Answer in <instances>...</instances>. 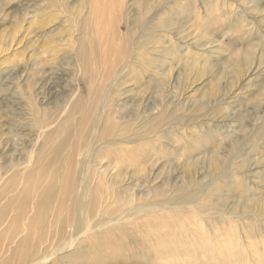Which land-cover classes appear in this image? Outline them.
I'll return each instance as SVG.
<instances>
[{
	"label": "rangeland",
	"instance_id": "rangeland-1",
	"mask_svg": "<svg viewBox=\"0 0 264 264\" xmlns=\"http://www.w3.org/2000/svg\"><path fill=\"white\" fill-rule=\"evenodd\" d=\"M107 113L137 140L132 154L99 149L117 132L90 146L114 188L108 212L90 200L88 236L60 221L34 252L22 233L0 238V264L31 253L36 264H228L233 240L245 264L263 255L264 0H0V198L16 189L35 211L48 193L35 162L57 166L40 153L42 130L54 127L59 155L79 163L87 126L101 132Z\"/></svg>",
	"mask_w": 264,
	"mask_h": 264
},
{
	"label": "bare ground",
	"instance_id": "bare-ground-1",
	"mask_svg": "<svg viewBox=\"0 0 264 264\" xmlns=\"http://www.w3.org/2000/svg\"><path fill=\"white\" fill-rule=\"evenodd\" d=\"M85 51H87V46L85 48ZM114 103L115 100L114 101L112 100V102L110 100L111 106ZM86 123L87 122L84 121L85 125ZM91 126H92L91 124L87 126L88 131L85 134L84 155L80 158L79 163L74 162L71 158H69V156L59 155L60 150H62L65 146L66 139L65 137H61L56 142H54L53 134L56 133L57 131L56 129H54V127L45 128L42 130L40 136L42 138L45 137L44 138L45 142L40 153H43L45 151H49V155L53 153L55 157H57V161L55 162L57 166L54 169L50 170L52 157L49 156L44 160L39 170H37L38 167L36 166V162H35V168L34 171H32V174H34V178L36 180H38L40 177L43 180H45V182L47 183V185L46 184L45 185L48 187V193L44 201L36 204L35 211L31 210L28 213L24 203H23V207L20 204V192L18 190L12 188V193H8L5 195L7 199L1 197L0 201L3 200L4 203L0 205V238L14 239L19 234L22 233L24 234L21 238L22 240L20 239L21 245H24L22 249H30L31 252H34L35 248L38 247L39 244L41 245V243H39L36 246V238H38L39 241L43 240L45 242L46 239L45 237H47L48 233H52V232L57 233L60 231V228H58V224L60 221L65 224L70 223L72 225L70 232H72L74 236L76 235V233H82L84 236H88V234L92 232L93 229L90 226V224H92L90 222L91 216L83 211V205L85 203H88L90 200H92L91 207L93 209L107 213L109 210L108 208L112 205L111 191L114 190V188L111 187V185L110 186L107 185L108 180L105 181L106 177L104 179V174H105L104 170H102L100 166L96 167L93 164V161L87 159L86 156L89 153L90 146H92L94 142H96V140H99L100 138L106 139L105 137L115 134V132H117L115 136H121L128 129L125 124L119 123L115 115L113 116L111 113H107L106 124L101 132H98V129L95 125L93 132L91 133L89 129ZM151 129L152 128H150V130ZM121 138L123 139L118 140L119 138L117 139V137L116 139L113 138L114 140L106 139L105 141H103V144L98 147L99 149L105 151L107 154L110 153L125 154L129 152L130 153L133 152L135 149L132 148L133 146L130 147V144H132L134 141L137 140H131L130 138L125 139L124 136H121ZM114 147L115 149L112 150V148ZM145 152L146 151L144 150L139 152L140 154V155L138 154L139 158L141 157L144 158ZM33 163L34 161L32 160L31 157V159H28V161H26V163H23L24 166L22 168L28 169L30 166L33 165ZM59 167H60V171L58 172ZM27 171L26 170L23 171L22 175H25ZM16 172L17 171L12 173L14 177ZM35 174H38L39 177H36ZM58 175L61 177L62 186L60 184L58 185L60 189V193L58 194V196H56V191L53 188L54 185L56 184V176ZM91 177H93V183H89L92 181L90 180ZM93 184H98L97 188L94 190H93ZM45 185H43V181L34 182L30 184L29 195L31 199L34 200V202L37 200L39 194L42 191H45L46 189ZM23 189L25 192H27L28 185L23 184ZM119 194L120 193H118L116 196H118ZM130 195L132 196L134 194H130ZM52 197H54V199L50 203ZM70 197L72 199V203H74L76 207L73 212L67 211L66 214L63 216V211H64L63 205H54V201L55 199H61L67 202ZM126 200L127 198H125V201ZM132 200L133 198L128 199L130 203L132 202ZM116 201L119 202L120 200L117 199ZM128 201H126L125 203L123 202V204H128ZM14 204H16L17 206L16 210L12 208ZM138 208L140 209V207ZM54 210H57L58 212L56 217H54L56 215ZM53 225L55 226V229H53L54 228ZM113 230L114 228L111 229L109 232H113ZM31 241L32 242L35 241V243L31 244ZM233 241H234L233 244L230 245L227 244L224 247L225 251H227L226 255L229 257L228 264H245V262L247 260L249 261V259L245 258L243 251L239 249L242 248L241 244L239 242L237 243V241L235 240ZM18 249L22 250L20 249V247ZM262 251H263V255L262 254H260L259 256L254 255L253 258L250 257L251 258L250 261L251 260L254 261V264H264V249ZM257 253H259V251ZM252 254H256V252L253 251ZM21 256H22V252H21ZM213 256L219 258V255L217 254ZM10 260L11 258L10 259L5 258L3 262L7 263ZM34 260L35 259L31 253L28 256V258L26 259L22 258V260H20L18 264H33Z\"/></svg>",
	"mask_w": 264,
	"mask_h": 264
}]
</instances>
